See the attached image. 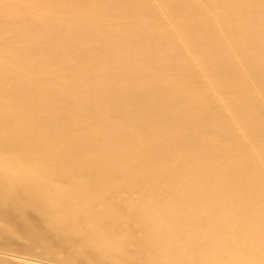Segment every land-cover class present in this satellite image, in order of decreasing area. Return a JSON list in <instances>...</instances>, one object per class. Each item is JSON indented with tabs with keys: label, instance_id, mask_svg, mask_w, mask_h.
<instances>
[{
	"label": "bare ground",
	"instance_id": "6f19581e",
	"mask_svg": "<svg viewBox=\"0 0 264 264\" xmlns=\"http://www.w3.org/2000/svg\"><path fill=\"white\" fill-rule=\"evenodd\" d=\"M0 264H264V0H0Z\"/></svg>",
	"mask_w": 264,
	"mask_h": 264
}]
</instances>
